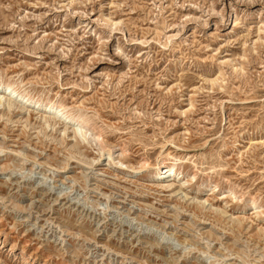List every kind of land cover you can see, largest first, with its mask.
<instances>
[{"label":"rangeland","instance_id":"obj_1","mask_svg":"<svg viewBox=\"0 0 264 264\" xmlns=\"http://www.w3.org/2000/svg\"><path fill=\"white\" fill-rule=\"evenodd\" d=\"M0 83V264H264V0H0Z\"/></svg>","mask_w":264,"mask_h":264},{"label":"bare ground","instance_id":"obj_2","mask_svg":"<svg viewBox=\"0 0 264 264\" xmlns=\"http://www.w3.org/2000/svg\"><path fill=\"white\" fill-rule=\"evenodd\" d=\"M5 90V95L7 94L8 96H9V98L10 99H14L15 97H17V98H22V99H24V100H26L27 98L25 97V96H23V95H21L20 93H18L17 91H15L12 87H10V86H6V85H3V84H1L0 83V106H1V103H2V100H3V97L4 96H2L1 95V93H2V91H4ZM28 101H30L29 99H28ZM31 103H33V104H35V105H39V103L38 102H35V101H31ZM47 108H49V109H54V106H52V105H49V106H46ZM47 110V109H46ZM48 111V110H47ZM57 112V111H56ZM59 114V113H58ZM164 169V170H163ZM166 169H168V166H166L164 163H161L158 167H157V170H159V173H158V178L160 177V178H162V176H164L166 173H164V171L166 170Z\"/></svg>","mask_w":264,"mask_h":264}]
</instances>
